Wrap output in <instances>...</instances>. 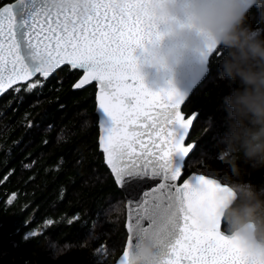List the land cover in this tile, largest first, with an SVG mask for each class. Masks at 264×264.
<instances>
[{"label": "snow or ice", "instance_id": "6c2138e0", "mask_svg": "<svg viewBox=\"0 0 264 264\" xmlns=\"http://www.w3.org/2000/svg\"><path fill=\"white\" fill-rule=\"evenodd\" d=\"M141 3L91 0L81 14L76 9L53 12L49 0H0V93L37 74L47 78L65 63L85 73L75 88L98 83V109L104 114L100 146L115 182L133 193L140 188L134 181L159 178L139 200L129 201L120 264H135L133 237L141 219L155 213L168 214L180 231L165 264H264L249 260L239 241L221 231L217 209L224 183L206 175L177 183L193 150L185 138L195 114L185 118L181 112L186 94L174 87L152 91L137 71L134 52L158 37ZM220 52L213 49L202 62L208 65ZM39 84L29 83L28 89ZM126 97L132 102L126 103Z\"/></svg>", "mask_w": 264, "mask_h": 264}, {"label": "trees", "instance_id": "16d2710c", "mask_svg": "<svg viewBox=\"0 0 264 264\" xmlns=\"http://www.w3.org/2000/svg\"><path fill=\"white\" fill-rule=\"evenodd\" d=\"M248 23L264 31V6L251 8ZM221 55L183 106L198 115L182 180L232 179L216 158L222 98L235 86L217 79ZM81 74L63 66L0 96V264H113L123 251L126 198L99 150L96 84L73 89ZM241 168L240 179L264 185V169Z\"/></svg>", "mask_w": 264, "mask_h": 264}, {"label": "clouds", "instance_id": "9594fccd", "mask_svg": "<svg viewBox=\"0 0 264 264\" xmlns=\"http://www.w3.org/2000/svg\"><path fill=\"white\" fill-rule=\"evenodd\" d=\"M254 6H264V0H142L141 9L158 37L142 48L137 71L143 82L150 74L163 81L186 57L203 61L213 49L222 52L217 79L235 86L221 103L225 131L216 158L232 179L224 183L217 219L247 258L259 262L264 261V185L239 178L242 162L264 169V31L248 23ZM90 7L91 0H49L53 12L76 9L84 14ZM136 254L150 259L153 247L142 243Z\"/></svg>", "mask_w": 264, "mask_h": 264}, {"label": "water", "instance_id": "95a60500", "mask_svg": "<svg viewBox=\"0 0 264 264\" xmlns=\"http://www.w3.org/2000/svg\"><path fill=\"white\" fill-rule=\"evenodd\" d=\"M14 2L15 1H13L12 3ZM142 51H143L142 49L137 48L136 51L134 52V55L138 58H141ZM209 63H210V59H209ZM63 66H69L72 70H79L82 72L80 77L77 79V81L73 85V89H77L75 88V84L79 83V81L85 75L82 69H73L71 65L65 63V64L60 65L58 68L54 69L50 73L49 77L56 70H58L59 68ZM208 73H209V64L208 65L204 64L198 57H186L183 63L176 65L172 69H170V75L166 76L163 81H159L156 76L150 74L145 78L144 84L146 87H148L152 91H159L160 89H167L169 87H174L178 92L186 94L185 102L180 107H181L182 114L185 116V118H187L188 116L186 115V113L183 112V106L186 103V101L189 99L190 95L194 92V90L201 84V82H203V80H205ZM37 76L42 77L40 74H37L34 77H30L28 81H18L17 84L13 85L12 87L19 85V84H23V83H28L29 81L33 80ZM93 83L96 84V113L98 115V127H99V138H98L99 150L103 153L104 163L106 164L108 169L111 171L110 167L106 163L105 153L103 152V149L100 146V137L102 135V128H101L100 122L103 119L104 114L98 109V101H97V95L99 93L98 83L96 81H92L89 84L83 85L79 89H82ZM105 84H107V82H105ZM11 88H8L3 93H0V96L8 92ZM106 90H110V89H106ZM125 102L131 103L132 98L126 97ZM192 114H195V118L193 120V124H194L198 114L197 112H193ZM192 127L193 125L189 129V134H190ZM188 137L189 135L185 138V146H187L188 144L187 143ZM189 143L193 144V150H194L196 143L195 142H189ZM193 150L190 151V154L192 153ZM188 157H186L185 162ZM184 167L182 169L181 176L177 180V183L182 184L185 179H189L191 176H194V175H206V174L194 172V173L189 174L182 180V177L184 176ZM206 176H208L209 178L217 179L213 176H209V175H206ZM145 181H147V183H145ZM220 182L223 183L222 181ZM136 183L140 184V188L136 192H133V193L128 189L127 185L121 186L117 184L119 188L123 191L125 198H126V220H125L126 231H127V223H128L127 217H128V210H129V201L135 202L136 200H139L144 190H147L150 187H154L156 183H159V178H157L155 181H152L150 178H144V180L142 181L133 182V184H136ZM140 225H141V230L138 231L136 235L133 237L132 253H133V256L135 257V264H165V261L171 255L172 246L174 245L176 239H178L180 235V231H179L178 226L175 223V220L172 217H170L168 214L155 213V214H151L149 216L142 218L140 221ZM221 231L223 232L225 236L229 238L231 237L229 233L224 232L223 228L221 229ZM127 236H128V232H127ZM142 243L151 244V246L153 247V251H154V256L152 258L150 259L141 258L136 254L137 248ZM126 247H127V238H126L125 246H124L122 253L119 255V257L113 264H120V260L123 257V252L125 251Z\"/></svg>", "mask_w": 264, "mask_h": 264}, {"label": "bare ground", "instance_id": "6f19581e", "mask_svg": "<svg viewBox=\"0 0 264 264\" xmlns=\"http://www.w3.org/2000/svg\"><path fill=\"white\" fill-rule=\"evenodd\" d=\"M35 79V78H34ZM32 81V80H31ZM191 96V95H190ZM184 112V111H183ZM185 113V112H184ZM190 156V155H189ZM186 163V162H185ZM183 178V177H182Z\"/></svg>", "mask_w": 264, "mask_h": 264}, {"label": "rangeland", "instance_id": "374dc122", "mask_svg": "<svg viewBox=\"0 0 264 264\" xmlns=\"http://www.w3.org/2000/svg\"><path fill=\"white\" fill-rule=\"evenodd\" d=\"M127 232V231H126ZM127 238V237H126ZM126 242V241H125ZM125 246V245H124ZM124 249V248H123Z\"/></svg>", "mask_w": 264, "mask_h": 264}]
</instances>
